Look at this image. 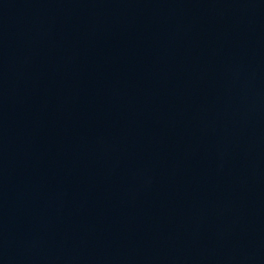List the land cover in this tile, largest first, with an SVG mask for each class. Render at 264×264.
<instances>
[{"label": "water", "instance_id": "water-1", "mask_svg": "<svg viewBox=\"0 0 264 264\" xmlns=\"http://www.w3.org/2000/svg\"><path fill=\"white\" fill-rule=\"evenodd\" d=\"M0 264H264V0H0Z\"/></svg>", "mask_w": 264, "mask_h": 264}]
</instances>
